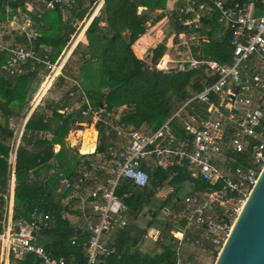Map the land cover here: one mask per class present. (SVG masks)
<instances>
[{
	"label": "built area",
	"instance_id": "2783aa9c",
	"mask_svg": "<svg viewBox=\"0 0 264 264\" xmlns=\"http://www.w3.org/2000/svg\"><path fill=\"white\" fill-rule=\"evenodd\" d=\"M46 9L59 7L70 11L80 0H43ZM78 39L67 43L52 60L50 45L37 46L41 36L39 26L29 14L42 18V13L26 6L6 10V21H0V50L6 52L0 70L15 74L30 64V71H37L41 78L33 94L31 111L37 108V99L47 91L62 74L68 59L81 43L80 38L94 19L101 13L106 0H88ZM218 12V22L230 29L233 58L230 63L192 56L190 44L194 40L207 41L196 32L186 34L182 44L188 54L179 58L163 55L155 67L161 71L186 72L206 66L208 76L215 79L197 92L191 93L176 112L157 129L124 127L104 117L103 109H96L85 90L75 80L69 96H79L81 115L90 118L94 128L105 124L104 134L117 139L106 148L103 159H87L78 165L77 172L67 175L58 167V191L69 194L65 200L72 209L81 213L84 230L90 233L85 243L86 264H98L104 237L128 225L127 206L118 190L124 180L136 187L145 188L150 181V170L178 169L186 171L194 180L209 184L204 190H193L176 198L170 206L162 208V215L174 229L170 234L200 253L218 256L228 239L233 225L241 213L250 193L264 169V0L241 3L235 0H186L174 9L177 20L188 29L200 27L203 13ZM29 13V14H28ZM148 23V22H147ZM5 27L9 29L4 38ZM75 33V32H74ZM73 33V34H74ZM83 33V34H82ZM71 34V37L72 35ZM82 34V35H81ZM68 108L60 109L65 113ZM108 116L114 114L106 113ZM175 119L180 124H173ZM17 133L10 153L8 191L2 193L4 202L0 210V264H13L16 258L34 255L40 264H67L64 257L56 258L38 242V234L52 226L54 216L34 208L30 220L14 218L15 164L17 148L23 129ZM100 131V130H99ZM82 139L80 131L79 140ZM59 147H55L57 151ZM244 154L245 162H237L236 155ZM233 163H236L233 165ZM98 174L103 175L98 180ZM165 182L156 187L160 192ZM81 224V225H82ZM176 250L175 264H189ZM109 251H107V254ZM215 260L196 264H214Z\"/></svg>",
	"mask_w": 264,
	"mask_h": 264
},
{
	"label": "trees",
	"instance_id": "16d2710c",
	"mask_svg": "<svg viewBox=\"0 0 264 264\" xmlns=\"http://www.w3.org/2000/svg\"><path fill=\"white\" fill-rule=\"evenodd\" d=\"M85 1L88 0L78 1L68 12L70 21H63L59 7H36L42 13V18L30 14L41 33L37 46L43 44L47 47L46 43L52 46V60L66 46L77 28V23L83 19L87 9ZM235 1L247 3L250 0ZM30 2L37 4L36 0H0V21H6L7 7L14 12L18 8L24 11ZM165 3L166 0H106L102 13L94 19L85 33L88 43L82 49L80 58V84L92 104L105 111L104 117L111 120L116 116H108L106 113H118L116 122L124 127L140 128L146 125L150 130L157 129L176 112L191 93L200 91L206 83L216 78L215 75L208 76L206 66L186 72H164L157 69L155 65L166 51V46L162 43L153 50L151 63L135 54L133 45L147 31V22H156L164 16V13H159L156 18H152L156 10L165 8ZM139 6L147 8L138 13ZM171 18L176 35L181 32H196L199 36H207L208 40L202 41V49L194 54L195 57L225 63L232 61V33L218 22L217 11L204 13L200 19L203 27L192 29L183 26L174 12ZM126 32L130 33L129 40L124 36ZM6 57V52L0 50V64L4 63ZM29 69L30 64L27 63L21 72L12 75L0 70V210L4 206L2 193L7 192L9 187V158L16 137L10 120L20 117L26 110L27 102L32 96V84L38 77L37 71ZM105 87H108L106 92ZM68 92L66 90L61 104L53 101L48 103L50 115L46 110L34 111L25 124V129L50 131L51 135L31 143L20 141L15 164L14 218L30 220L34 208L50 213L55 218L54 222L38 234V242L54 257H64L67 264H86L85 243L90 233L84 230L82 222L75 224L71 220L70 214L80 219L81 213L78 209H72L71 204H66L69 192H59L57 174L50 173L53 167L58 166L65 174L73 175L77 172L78 165L88 158L68 144L71 129L77 122L83 121L81 108L84 106L81 104L76 109L75 100L81 102V99L79 96L70 97ZM64 107L68 110L72 108V113H61L59 110ZM179 122V119L172 121L173 124H180ZM97 128L100 130V143L95 153L101 152L105 145L117 139L115 131H112L111 136L104 134V123H97ZM56 145H60L58 151H55ZM236 157L237 162L246 161L244 154ZM165 181L173 187V191L161 196L156 192V187ZM187 185L190 186L189 190H186ZM208 187L207 182L194 180L186 171L178 169H151L150 181L145 188L136 187L131 181L124 180L118 193H131L124 198L128 225L124 229L115 230L112 242H103L98 264H175L177 255L172 245L174 237L170 235L172 226L163 217L161 210L164 206H170L180 195ZM165 189L166 187L163 190ZM146 212L152 215V220L142 227L139 218L147 214ZM155 222L161 225L160 228H164L159 241L160 251H142L141 241L147 227L154 226ZM13 264H40V261L31 255L25 259L16 258Z\"/></svg>",
	"mask_w": 264,
	"mask_h": 264
},
{
	"label": "crops",
	"instance_id": "0c3cea01",
	"mask_svg": "<svg viewBox=\"0 0 264 264\" xmlns=\"http://www.w3.org/2000/svg\"><path fill=\"white\" fill-rule=\"evenodd\" d=\"M185 1L186 0H166L165 8L164 9H158V10H156L153 13V16H152L153 19L156 18V16L159 13H164V16L161 19H159L158 21H156V22H148L147 23V31L133 45V49L135 51V54L139 58H141V59H143V60H145V61L150 63V59H151V57L153 55V50L160 43H162V44H164L166 46V51H165V53L163 55H169L172 58H179L183 54H188L187 49L182 44L183 37L180 36V34L183 33V32H181L179 35H176L175 28H174V26L172 24V20H171L172 18L170 17V13L174 9L179 8L180 6H182L185 3ZM61 15H62V18H63L64 11L61 12ZM70 19H71V16H70ZM64 20L65 19L63 18V21ZM47 27H48V25L46 24L45 28H47ZM200 27H203V23H201V22H200ZM82 37L86 38V35L83 34ZM82 37L80 39L81 42H84V44L87 45V43H88L87 40L85 39V41H84V39H82ZM204 37H207V36H204ZM199 44H200V49H199V52H200L201 49H202V46H203V42L200 41ZM46 45L48 47L47 43H46ZM50 50H51V53H52L53 52V47L52 46L50 47ZM194 54L195 53H192L193 57H195ZM74 55L75 54L73 53L70 56L66 66L62 70V74L58 77L56 82L50 88H48L45 93L42 94L41 98L37 99V101H36L37 108L31 111V106H32V101L31 100H32L33 94H35V92L39 88V81L41 79L39 76L36 78V80L34 81V83L32 84V87H31L32 96L29 99V101L27 102L28 106H27L26 110H24L21 113L20 117H13L10 120L11 121L10 125L13 128H15V132H16L15 141H16L17 136H18L17 133L22 128V126L24 124V121L27 122L28 118L30 117V115L34 111H37V110H42V111L46 110V111H48V103L52 102V101L54 103L61 104L60 101L64 97L66 90H70L71 87H74L73 81L75 80L77 83L80 84V81H79V77H81V75H80V65L73 67V69H70V70L68 69L69 66H71L70 62L73 59ZM75 101H76V104H75L74 107L76 109H79V106L81 105V102H77V100H75ZM64 108H67V107H64ZM72 111H73V109L70 108V110H68L67 112L70 114V113H72ZM48 114L50 115L51 111H48ZM114 115L117 117V114H114ZM1 120H2V116H1V111H0V121ZM83 121H84V123L85 122L89 123V121L87 122L84 118H83ZM78 124H80V123L77 122L76 125H78ZM76 125L73 126L74 127L73 130H72L73 133L75 132L74 129H75ZM50 135H51L50 131L31 130V129H25V127H24L23 134H22V137H21V142L22 143H25V142L31 143V142H34V141H36L38 139L46 138V137H48ZM71 137H72V135H71ZM99 143H100V139L98 141V145H99ZM108 145H105L101 152L95 153L94 155H90V156L88 155L87 159H103V156L105 155V151H106V148H107ZM56 146L59 147V149H60V145H56ZM54 168L55 167H53L52 169H54ZM52 169H51V171H52ZM51 171H50V173H52ZM70 218L75 224H79L78 222L81 220V218L80 219L76 218L75 216H73L71 214H70ZM80 223H81V221H80ZM149 228H152V227H147V232L144 235L143 240L141 241L142 244H141L140 248H141L142 251H148V252L154 253L156 251L152 250V248L150 246H147L146 248H143V244L144 243H153L152 242L153 240L150 239L151 238L150 237V235H151L150 234V230L151 229H149ZM172 229H174V227H172ZM113 232L115 233V231H112L111 233H109V234H111V237H110V239L108 241L104 240L105 243L112 242L114 240L113 239V236H114ZM161 238H162V236H161ZM161 238L159 237V240ZM199 253L200 252L197 249H194V248L190 249L188 251L187 255H186V260H184V261L189 263V264H192L194 261L196 263L197 258L200 257V255H201V254L199 255Z\"/></svg>",
	"mask_w": 264,
	"mask_h": 264
},
{
	"label": "water",
	"instance_id": "95a60500",
	"mask_svg": "<svg viewBox=\"0 0 264 264\" xmlns=\"http://www.w3.org/2000/svg\"><path fill=\"white\" fill-rule=\"evenodd\" d=\"M144 9L146 7L139 6L138 13ZM124 36L129 40L130 33L126 32ZM199 42V40H194L190 44V49L193 53L199 52ZM107 89L108 87H105L104 92ZM88 127H91V124L84 122L75 126V132L82 131L81 144L74 146L72 139H69V146L76 148L78 153L84 156L92 155L96 152L100 139V131L95 130L97 132L95 144L90 149H84V136ZM214 264H264V169Z\"/></svg>",
	"mask_w": 264,
	"mask_h": 264
},
{
	"label": "rangeland",
	"instance_id": "374dc122",
	"mask_svg": "<svg viewBox=\"0 0 264 264\" xmlns=\"http://www.w3.org/2000/svg\"><path fill=\"white\" fill-rule=\"evenodd\" d=\"M36 2H37V4H35V3H33V2H30L29 4H27L26 6L28 7H30V6H32V8H34L35 10H37V8H40V9H43V8H45L46 6L44 5V1H42V2H40V1H38V0H36ZM42 5H43V7H42ZM84 5H85V7H89L90 5H89V1H85L84 2ZM37 7V8H36ZM6 9H10L9 7H7ZM26 10H28V8H25ZM26 10H24V12H26ZM68 12L69 11H64V15H63V18L65 19V21H69L70 20V15L68 14ZM101 13H102V11H101ZM100 13V14H101ZM29 14V13H28ZM29 16L31 17V15L29 14ZM83 24H80V23H77V25H76V30H75V33L72 35V37H70V42L69 43H73L75 40H77L78 39V35H79V33H80V31L82 30V28H83ZM5 29V34H4V38L6 39V40H11L12 38L7 34L8 33V31H9V29L7 28V27H5L4 28ZM83 31V30H82ZM83 34V33H82ZM81 39V38H80ZM82 39H84V41H85V39L86 38H83L82 37ZM81 41V40H80ZM81 44V46L78 48V51H77V53L74 55V57H73V59L71 60V62H70V65L71 66H69V70L70 69H73V67H75V66H78V65H80V63H81V60H80V58H81V53H82V49L86 46L85 44H84V42H81L80 43ZM151 60V59H150ZM150 63H151V61H150ZM107 91V90H106ZM96 108V107H95ZM97 109V108H96ZM99 109V108H98ZM119 111H121V110H119ZM105 112V111H104ZM118 114V113H117ZM85 119V118H84ZM117 117H115V118H112L111 120H112V122H114V121H117ZM87 122L90 120V118H88V119H85ZM82 122H84V121H82ZM82 122H79V123H82ZM90 122V121H89ZM86 123V122H85ZM115 123V122H114ZM74 128V127H73ZM73 128L71 129V131H70V133H69V136H68V142H69V139H71V135L73 136L74 135V138L75 139H77V140H79V137H80V131H76V132H74L73 133ZM96 130H99L98 128H97V125H95V127H94ZM142 128H144V129H149V127L148 126H142ZM82 132V131H81ZM88 137H90V134H87V133H85V136H84V141H86L87 139H88ZM92 142V139H90L89 140V143H91ZM69 144V143H68ZM73 149H75L76 150V148H73ZM101 178H103V175H100V174H98V177H97V179L98 180H101ZM165 187H166V189L165 190H163L165 187H163V189H162V191H160L159 192V195H161V196H165V195H168L169 193H172V191H173V187H171L169 184H165L164 185ZM189 188H190V186L189 185H187V187H186V190H189ZM185 193V192H184ZM181 196V195H180ZM147 209V208H146ZM144 210V211H147V210ZM147 214H144V215H142V216H140V218H139V221H140V223H141V225H142V227H144V226H146V224H147V222L148 221H150V220H152V215L149 213V212H146ZM160 219V218H159ZM128 220V219H127ZM79 224H80V221L78 222ZM161 227V225H159V223L158 222H155V224H154V226H152V228H149V229H151L150 230V239L151 240H153L152 242L153 243H144L143 244V248H146L147 246H150L151 248H152V250H154V251H160V246H159V237L161 238V236L163 235V234H161L162 233V231H163V227L162 228H160ZM114 233V232H113ZM110 237H111V234H107L106 236H105V238H104V240H109L110 239ZM104 240H103V242H104ZM172 245H173V247H174V249H177L178 247H179V251H180V258L182 259V260H186V255H187V253H188V251L190 250V249H192L190 246H188V244H186V243H182V244H180V241H179V239L178 238H172ZM201 254V255H200ZM199 255H200V257H198L197 258V261H196V263L197 262H204V261H210V260H216V258H217V256L215 255V256H211V254L210 253H204V252H201V253H199ZM195 263V261L192 263V264H196Z\"/></svg>",
	"mask_w": 264,
	"mask_h": 264
},
{
	"label": "bare ground",
	"instance_id": "6f19581e",
	"mask_svg": "<svg viewBox=\"0 0 264 264\" xmlns=\"http://www.w3.org/2000/svg\"><path fill=\"white\" fill-rule=\"evenodd\" d=\"M82 35V34H81ZM95 128L93 127H88V130H87V134H90V137H88V139L86 141L83 142V148L84 149H90L94 144H95V141H96V137H97V132H95ZM72 141H73V145L76 146L77 144H81V141L80 140H77L74 138V135L71 137ZM92 139V142L89 143V140Z\"/></svg>",
	"mask_w": 264,
	"mask_h": 264
}]
</instances>
